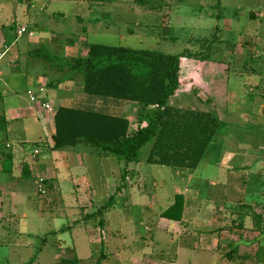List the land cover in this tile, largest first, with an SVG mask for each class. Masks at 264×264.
Instances as JSON below:
<instances>
[{"label": "rangeland", "instance_id": "rangeland-1", "mask_svg": "<svg viewBox=\"0 0 264 264\" xmlns=\"http://www.w3.org/2000/svg\"><path fill=\"white\" fill-rule=\"evenodd\" d=\"M0 21L5 23L0 39L6 32L8 43L15 39L16 27L27 29L9 52L15 57L18 42L26 41L31 52L24 63L20 56L28 69L22 74H46L52 84L61 85L53 90L72 95L76 101L72 107L131 118L151 116L153 108L88 95L82 87L67 93L63 84L82 83V75L70 65L86 53L82 46L100 43L195 53L199 41L210 39L205 46L210 58L200 69L206 87L181 86L167 104L212 111L225 122L193 169L145 162L151 141L139 150L138 162L127 165L115 156L89 155L86 151L91 148L85 143L61 150H48L41 143L40 157L57 168L56 189H47L50 182L42 183L44 193H39L33 178L28 180L30 200H24L18 211L28 216L19 225L32 236L21 260L24 256L33 264L60 260L62 264H264V212L255 218L251 213V221H246L247 226L252 222L261 227L259 236L239 231L241 217L250 215L249 203L264 205V176L237 168L248 154L264 156V0H0ZM213 34H217L214 41ZM194 66V59L181 60L183 81H190ZM60 79L64 81L58 83ZM17 94L23 105L40 102V97L30 101L26 91ZM79 97L84 99L77 104ZM58 103L54 98L52 110ZM35 131L30 129L29 135ZM12 143L13 149L20 145ZM27 146L26 157L31 159L30 147L35 144ZM125 166L128 172H123ZM33 202L40 207L37 220ZM101 207L102 213L94 214ZM169 207L170 216L182 213L176 228L169 227L162 215ZM220 224L233 227L242 240H225L214 231ZM60 227L64 228L58 235L47 233ZM74 258L78 262L66 261Z\"/></svg>", "mask_w": 264, "mask_h": 264}, {"label": "trees", "instance_id": "trees-1", "mask_svg": "<svg viewBox=\"0 0 264 264\" xmlns=\"http://www.w3.org/2000/svg\"><path fill=\"white\" fill-rule=\"evenodd\" d=\"M214 38H217V34H213V41ZM210 41H199L198 52L176 54L100 43L89 44L84 56L73 59L70 63L82 75L83 92L149 106L153 108V114L131 118L84 107L59 106L53 113L51 149L61 150L77 143H85L91 148L87 152L89 155L115 156L127 165L138 162L139 150L151 141L145 162L176 168H196L225 122L212 111L174 107L168 105L167 101L181 86L197 90L206 87L200 76V69L210 58L207 54L210 52L209 47H205ZM185 58L195 61L194 73L190 75L188 83L180 77L181 60ZM1 149L5 150V147ZM123 172H128L126 166ZM51 188L52 185L47 187ZM38 192L41 193L39 190ZM176 197L177 200L180 196L177 194ZM175 205L177 202L171 207ZM171 207L163 211L162 215L169 219H180L182 213L177 216L168 215ZM248 207L251 211V206ZM102 209L104 208H99L94 214L102 213ZM251 213L254 218L262 214L255 211H251L250 215ZM245 215L246 213L241 217L239 227H242ZM253 229L259 231L261 227L254 225ZM230 253L226 256L232 260ZM66 261L78 262V259ZM62 262L60 260L53 264Z\"/></svg>", "mask_w": 264, "mask_h": 264}, {"label": "crops", "instance_id": "crops-1", "mask_svg": "<svg viewBox=\"0 0 264 264\" xmlns=\"http://www.w3.org/2000/svg\"><path fill=\"white\" fill-rule=\"evenodd\" d=\"M10 13V16H16L15 12ZM13 20L10 21V23H13ZM2 24L5 23L0 21V29L2 28ZM22 27L23 26L16 27L15 39L27 31L26 29L25 32L19 34L18 31ZM6 35V32L2 33L0 39V91H2L0 93V106L6 107H3L2 110L0 109V112L3 113L2 117V113H0V264H33L29 261H25L24 256L23 260H21V254L25 252L28 249V245L31 244L28 239H31L32 234L29 229L19 225L20 221L24 222L28 217L25 212L18 211V209H20L19 205L23 204L24 200L26 199L30 200V196L28 194H31V186L28 180L31 178H33L34 186L35 184L37 185L38 178H44V184L50 182L49 185H52L53 190L56 189V184L53 182V180L54 172L56 173L57 168L48 165L52 164L50 160H44L40 157V145L42 143L46 146V149L52 150L51 136L54 133V125L52 120L53 113L57 107H72V104H75L76 101L72 98V95L59 93L53 90V87H56L55 89H57L61 85L57 84V82L52 84L46 74H22L24 71L27 72L28 69L26 67V62L24 66L21 65L20 56L23 57L24 63V61H27L25 59L30 54L31 50L25 45L26 41L23 39L18 42L17 55L14 57L12 54L11 56H13V58L10 57V47L14 45L15 39L8 43V41L5 39ZM85 46L86 45H83L82 48L86 50L87 46ZM7 54H9V58L2 61ZM14 76H18V78H14ZM16 81L19 82L17 83L18 85L14 83ZM63 81L64 80L60 79L58 83ZM78 81L80 82H78L77 86L73 80L63 84L67 90V93H73V91L82 87L81 80ZM39 87H44V100L48 104H53L54 98L58 99V106L54 110L47 111L44 109L41 100L39 103L28 105H23L20 103L19 100L21 99V96L17 93L31 88L38 90ZM4 98H6V101L4 100L5 102L3 101ZM83 99L84 97H79V99H77V104L83 102ZM30 129L37 130L34 132V136L29 135ZM13 140L18 141L20 144L16 149H13ZM30 143L35 144V146H32V148L30 147V151L32 153L31 159L26 157L25 152V149H27L26 147H28L27 145ZM5 144H9V147L5 148V150L1 149ZM35 149L38 150L37 154L34 153ZM86 152L85 154H87ZM45 161H48V163ZM263 163L264 156L256 155L253 157V155L248 154L247 161L240 163L241 165L237 166V168L247 167L248 170H252L255 175L264 176V166H262ZM47 165L49 167H47ZM4 204L7 208L3 209ZM262 204L263 202L249 203L251 206V211L263 213L264 205ZM31 205V210L34 212L33 218L37 220L39 218L36 216H38L40 213V207L34 202ZM12 209L14 211H12ZM249 217L251 218V215L245 216L243 225L242 227H239V231L248 232L250 235L257 233V236H259V232L261 231H256L253 229L254 224L250 222L251 220ZM224 218L225 217H223V220ZM247 219L250 220L249 226L246 225ZM165 221L169 224V227L176 228L182 223V216L178 220L165 217ZM232 228L225 226L224 224H220V226L216 227L214 231H218L219 233L225 235V240L236 241L239 239L241 241L242 237H240V235L237 236V231L235 232ZM59 229H52L47 233L52 232L58 235L60 232ZM244 238L246 239V236ZM53 244L57 245V242ZM218 245L219 244L216 243V246Z\"/></svg>", "mask_w": 264, "mask_h": 264}, {"label": "built area", "instance_id": "built-area-1", "mask_svg": "<svg viewBox=\"0 0 264 264\" xmlns=\"http://www.w3.org/2000/svg\"><path fill=\"white\" fill-rule=\"evenodd\" d=\"M26 28L25 27H22L19 29L18 33L21 34L23 32H25ZM44 87H39L38 88V91L35 93L32 91V89H28L26 90V93L28 94V97L30 99V101H36L37 98L40 97V100L42 102V105L44 107V109H46L47 111H52V107L50 106V104H48L45 100H44ZM5 148H8L9 147V144H5L4 145ZM34 153L37 154L38 153V150L35 149L34 150ZM42 183H44V178H38L37 180V185H38V190L41 192V193H44V189L42 188Z\"/></svg>", "mask_w": 264, "mask_h": 264}, {"label": "water", "instance_id": "water-1", "mask_svg": "<svg viewBox=\"0 0 264 264\" xmlns=\"http://www.w3.org/2000/svg\"><path fill=\"white\" fill-rule=\"evenodd\" d=\"M262 113L264 114V107H263V111H262Z\"/></svg>", "mask_w": 264, "mask_h": 264}]
</instances>
